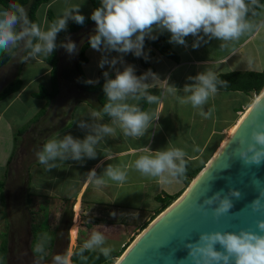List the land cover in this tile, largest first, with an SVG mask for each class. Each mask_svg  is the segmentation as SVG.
<instances>
[{
    "label": "crops",
    "instance_id": "obj_1",
    "mask_svg": "<svg viewBox=\"0 0 264 264\" xmlns=\"http://www.w3.org/2000/svg\"><path fill=\"white\" fill-rule=\"evenodd\" d=\"M72 6H79L80 14L84 15L85 18L91 15L92 4L89 0H48L40 5L36 12L39 27L42 29L44 26L47 30L50 26L49 13L58 19L63 15L65 9ZM23 8L27 9V7ZM1 9L8 10L2 6ZM252 16L257 18L255 25L261 24L264 22V9L261 7L258 14H251L248 19ZM70 22L71 20L68 25ZM95 27L96 25L88 27L80 34H72L67 37L58 35L56 43L59 46L62 42L67 43L69 39L73 42L77 41L78 52L81 43L94 33ZM260 30L261 28H254L252 32L241 36L239 40L227 42L226 47H221L224 42L212 39L208 43H202L198 49H193L191 47L194 42L192 36L186 37L187 46L169 43L171 49L178 56L177 62L163 57L153 49V56L149 60V65L151 71L160 78L155 81H147L150 85L147 91L151 95L157 96L159 102L147 103L144 111L159 113L161 117L157 121L153 120L143 137H125L121 130L116 128L114 134L105 137L97 145L98 155L96 159L85 158L83 162L56 161L58 167L50 171H46L45 166L41 165L36 157L35 162L27 168L28 194L31 198L41 204L70 202L73 204L76 219H78L79 213L83 214V227L80 225L76 227V236L72 234L70 237L69 233V243H72L71 239L74 238L75 244L81 248L87 238V231L85 230L91 228L90 220L98 225V223L102 224L101 220L110 216V213H115L116 216L132 215L135 217V222L126 231H123V239L115 250L118 251L125 246L127 241H130L131 237H137L144 223L165 208V202L159 199H175L186 190V181L189 180L188 172L207 163L224 143L243 113L253 104L257 95L218 90L217 94L211 97L204 106L205 112L210 108L214 109L211 118L208 119L199 114V109H193L191 105L180 104L177 97L186 95L183 88L186 84L192 83L188 80L189 76H196L206 69L213 71L216 75L264 70V58L260 53V46L253 43ZM205 39L207 40V37ZM23 51L22 47H18L15 54L23 56ZM56 51L59 90L53 99L35 98L34 94L38 92L37 90L28 93L26 96L29 99L28 103L19 105V107L17 104L23 102L21 98L32 81L26 84L23 81L24 74H36V78L47 76L50 81L48 80L43 87L50 90L52 88V72L55 69L53 65L45 61L48 56H42L37 60H28L23 62L21 66L19 65L22 72V75H17L22 81L20 91L0 101L1 106H3L0 109V145L12 139L13 136L9 133L14 130L13 128L10 130V119L17 118L16 116L21 113L22 109L30 112V119H33L43 109L46 110L45 115L36 123L41 125V129L46 132L42 140L43 145L50 139H62L69 134L74 138L83 140L91 133L88 128H80L77 124L79 121L90 125L111 123L110 118L103 113L101 118L93 120L89 113L100 111L96 96L82 91L75 82H68L61 77L62 70L74 67L77 56L73 62L65 63L69 62L75 53L69 54L62 47H57ZM15 54L11 59L14 58ZM104 55V52L93 50L91 47L85 51L86 62L82 65V71L86 78L85 68L90 64L93 65L95 79L93 80L94 83L90 84L91 86L97 84L100 72L114 74L117 71L122 72L127 66H133L135 73H139L140 76L148 72L140 65L139 58L131 53L124 55L122 62H118L115 67L105 65L101 68L99 64ZM119 56L120 54L116 52L108 54L109 60ZM41 64H44L45 67L39 72L37 69L41 68ZM252 65H257L258 68H251ZM169 85H174L178 89L175 95L166 94ZM105 101L107 102V98ZM127 102L135 105L137 100L130 99ZM14 107L17 109L11 110V113L8 114L7 111ZM32 126L25 134L28 135L32 132ZM31 137L33 140L34 135ZM17 146L18 141H16ZM194 146H198L201 151H193ZM143 147H150L153 152L173 147L183 149L186 152L185 159L187 160L185 178L181 182H174L171 185L160 184L157 180L145 178L134 169L127 167L144 154L140 152ZM109 156L111 159L106 158ZM110 164L122 169L127 167V180L123 184L106 180L104 186L97 188L86 180V174L92 169L96 170L97 176H103L104 170ZM7 173L8 169L5 176ZM76 245L74 248L72 247L71 254L77 248Z\"/></svg>",
    "mask_w": 264,
    "mask_h": 264
},
{
    "label": "clouds",
    "instance_id": "obj_2",
    "mask_svg": "<svg viewBox=\"0 0 264 264\" xmlns=\"http://www.w3.org/2000/svg\"><path fill=\"white\" fill-rule=\"evenodd\" d=\"M252 4L256 0H251ZM13 10L0 11V52H9L22 47L27 55L22 62L37 60L54 53L57 47L66 49L69 54L77 51L75 42L56 43L61 31H66L68 22L84 25L85 16L80 14L79 6H72L64 10L63 15L52 22L47 30H42L37 24L27 19L23 7L13 5ZM248 0H100V7L96 8L90 19L95 22L94 33L88 38V43L93 50L105 53L99 66L115 67L122 62L123 56L133 54L148 60L145 53V40L155 41L158 35L170 33L169 43L187 46L186 37L192 36L193 49H198L202 43L212 39L222 41L221 47H226L227 42L239 40L253 29L264 28V22L255 25L247 17L249 13ZM207 37V40L205 39ZM119 53L120 56L109 60L108 54ZM105 83L103 92L107 98L101 111L89 113L93 120L107 115L110 124H87L79 121L80 128H88V134L83 140L65 135L62 139H50L44 143L41 150L35 153L38 162L45 166L46 171L58 167L56 161L68 160L83 162L85 158L96 159L97 145L105 138L114 134L119 128L125 137H143L149 125L155 119H160L159 113H150L140 107L129 104L127 101L144 99L148 103H158L159 98L147 92L150 86L147 81L160 78L151 69L141 76L135 74L133 66H127L122 72L117 71L115 78L104 73ZM191 84L183 88L184 96L177 97L182 105H191L199 109L200 115L205 119L211 118L214 109L205 112L204 106L211 97L218 92V87H225L228 81L219 80L217 75L206 69L196 76H189ZM93 84L94 81H86ZM177 88L169 85L166 94L175 95ZM264 94V90H261ZM193 151L200 152L198 146ZM141 153L129 166L145 178L157 180L160 184L171 185L181 182L186 176V152L181 148H167L153 152L150 147L140 149ZM236 155L245 165H260L264 162V126L255 127L249 139L240 141ZM111 159V156L106 157ZM127 167L122 169L108 165L103 176H97L92 169L86 174V180L97 188L111 180L123 184L127 180ZM241 192L236 189L229 190L226 194L217 192L204 199L201 209H214L216 219L226 215L233 208V198L240 199ZM250 207L254 212L264 213V190L259 191L258 198L253 200ZM115 215V213H113ZM260 232L264 233V221L258 225ZM46 239V237H45ZM106 237L99 231H93L80 248V255L85 251H96L108 258L112 249L106 247ZM221 247L218 251L216 246ZM186 261L191 264H264V235L252 231L237 233H201L199 239L187 243ZM36 253H44V241L35 248ZM42 258V256H41ZM54 264H67L60 255L54 257Z\"/></svg>",
    "mask_w": 264,
    "mask_h": 264
},
{
    "label": "water",
    "instance_id": "obj_3",
    "mask_svg": "<svg viewBox=\"0 0 264 264\" xmlns=\"http://www.w3.org/2000/svg\"><path fill=\"white\" fill-rule=\"evenodd\" d=\"M257 126H264L262 93L181 196L135 237L114 264H191L186 261L185 245L198 240L201 233L238 234L244 230L264 235L258 228L264 213L250 207L259 191L264 190V162L247 166L236 155L240 141L250 140ZM231 189L242 196L233 198L234 206L226 215L216 219L213 208H207L205 214L201 209L204 199ZM216 248L222 250L219 245Z\"/></svg>",
    "mask_w": 264,
    "mask_h": 264
},
{
    "label": "rangeland",
    "instance_id": "obj_4",
    "mask_svg": "<svg viewBox=\"0 0 264 264\" xmlns=\"http://www.w3.org/2000/svg\"><path fill=\"white\" fill-rule=\"evenodd\" d=\"M261 7L264 9V3ZM3 10L1 9L0 11ZM24 10L26 12L27 9L24 8ZM256 19V16L249 18L254 24ZM42 30H46L44 26H42ZM59 41L61 42V40ZM253 43L260 46V53L264 58V28H261ZM76 56L77 51L70 61L65 64L73 62ZM22 58L23 56L15 54L14 58L11 59L6 66L2 67V70L0 69V91L8 83L14 80L18 74L22 75L21 68L19 67V65L21 66L23 64ZM44 67V64H41V68H38L37 71L41 72ZM251 68L256 69L258 67L257 65H252ZM85 74L87 78L86 81H93L95 79L93 65L90 64L85 68ZM55 75L57 79V90H59L57 68ZM48 80L50 81L47 76L36 78V74H24L23 81L26 84L30 81L31 83L27 86L26 92L21 98L23 102L17 105L19 106L28 103L29 99L26 97L28 93L39 90V88L44 86ZM51 89L48 91H51ZM252 99H254V96H252ZM2 108L3 106L0 104V109ZM16 109L17 108L14 107L7 111V113L9 114L11 113V110ZM29 115V111L26 112L22 109L21 113L16 116L17 118L10 119V130L13 128L14 131H10L9 134L13 137L10 141H7L6 143L3 142V145H0V182H5L3 192L0 191V247L4 238H6V264H54V257L57 255L62 256L67 261V264H72L70 261L71 249L72 247L74 248L76 244L74 238L71 239L72 243H69V233L70 237L72 234L76 236V227L79 225L83 227V214L79 213L78 219H76L72 203L67 202L58 204L52 202L41 204L39 201L32 199L28 194L29 186L27 168L35 162V153L40 150L41 142L46 133L41 129V125H33L31 133L28 135L24 134L22 137L17 138L18 146L16 147L15 133L30 122L32 118L30 119ZM33 135L35 140H32L31 136ZM10 159L11 162L7 165ZM7 169L8 173L5 176ZM109 215L110 216L101 220V222H103L102 224L98 223V225H95L96 223L90 220L89 224L91 225V228L85 230L87 231L86 240L90 238L93 231H99L106 237L105 246L110 247L112 251H115L118 248L120 241L123 239V231H126L133 225L135 217L132 215L116 216V214L113 215V213H110ZM46 225L47 234H49V237L54 243L52 248L46 251V259L40 261L35 258L31 251V242L33 239L31 228L33 226L43 227ZM133 239L135 238L131 237L130 241H127L125 246ZM79 244H81V242H79ZM76 246L78 247L79 245ZM123 247L115 252H119Z\"/></svg>",
    "mask_w": 264,
    "mask_h": 264
},
{
    "label": "trees",
    "instance_id": "obj_5",
    "mask_svg": "<svg viewBox=\"0 0 264 264\" xmlns=\"http://www.w3.org/2000/svg\"><path fill=\"white\" fill-rule=\"evenodd\" d=\"M47 1L48 0H0V5L8 10H13L12 9L13 5L27 7V19L31 23H35L39 26V22L36 17V12L39 6L46 3ZM89 1L92 4V12H91L92 15L93 11L96 8L100 7V0H89ZM248 3L250 9L248 13V17H249L251 14H258L260 12V7L264 3V0H256L255 4H252L251 0H248ZM91 15L85 19V23L82 26L71 21L70 24L67 26V30L61 31L58 35L61 37H67L72 34H80L81 32H83L84 29L94 26L95 22H93L90 19ZM48 19L50 24L57 20L51 13H49ZM154 34L158 35V39L153 41L146 38L145 40L144 51L148 55L149 59L145 60L143 57H138L140 65L142 66L143 69L147 71L151 69L149 65V60L153 56V49L167 59H170L174 62L178 61L177 54L171 49L169 45L170 33L165 32L163 34H159V33H154ZM89 47L90 45L88 43V39L83 41L78 49L77 58L74 67L62 70L60 75L64 80L68 82H75L82 91L94 94L96 96V100L98 103V109L102 112L103 106L106 103L105 101L106 96L103 92V85L105 83V77H104L105 72H100L98 75L97 84L91 86L88 83H86V78L82 71V65L86 62L85 51ZM17 49L18 48L12 49L9 52H0V68L6 65L11 60ZM26 55L27 53L24 50L23 57ZM56 55H57V51L55 50L52 55H50L45 59L46 62H48L49 64L55 67L54 71L52 72V89L51 91H48L43 86H41L38 92L34 94V97L37 99L50 100L53 99L58 93L57 84H56L57 79L55 75L56 57H57ZM135 74L137 76H140V74L137 72ZM115 75L116 73L109 74V77L114 79ZM217 77L219 80L228 81L227 86L218 87L219 91H238V92H243L245 94L260 95L262 92L261 90L264 89V70L260 72H245V73L232 72L228 74H220L217 75ZM21 87H22V81L17 76L14 80L8 83L0 91V101L4 100L5 98H7L12 94L19 92ZM147 92L150 94L149 91ZM147 103L148 102L146 100L141 99L137 101L135 105L140 107L141 110L144 111L146 109ZM45 113L46 110L43 109L26 126L19 129L15 133V140L17 141L18 137L24 135L32 125L38 123L40 119L45 115ZM33 140H35V138ZM42 145L43 143L41 142V146ZM10 162L11 159L8 161L7 165H9ZM203 167L204 166L202 165L201 167L195 170H190L188 172L189 180L186 181L187 187ZM4 186H5V182L4 181L0 182V191L3 192ZM180 196L181 194L175 199L174 198L159 199L160 201L165 202V208L162 211H164L167 207H169ZM162 211L156 213L155 216H153L148 222L144 223L140 228V232H142ZM31 230L33 233V239L31 242V251L36 259L43 261L46 259V251L52 248L54 242L49 237V234H47V225L43 227L33 226ZM42 240L44 241V253L43 254L36 253L35 248L38 244L42 242ZM132 241L129 244H127L125 247H123L119 252L111 251L110 256L108 258L104 257L102 254L96 251H85L83 255H80L79 254L80 247H77L76 249L73 250L70 256V261L72 264H114V261L123 254V252L132 243ZM6 261H7V241L6 238H4L0 247V264H6Z\"/></svg>",
    "mask_w": 264,
    "mask_h": 264
},
{
    "label": "bare ground",
    "instance_id": "obj_6",
    "mask_svg": "<svg viewBox=\"0 0 264 264\" xmlns=\"http://www.w3.org/2000/svg\"><path fill=\"white\" fill-rule=\"evenodd\" d=\"M263 90H264V89H263ZM261 93H262V92H261ZM258 97H259V95H257L256 99H258ZM256 99H255L254 101H256ZM248 109H249V108H248ZM248 109H247V110H248ZM245 113H246V112H244L243 115H244ZM243 115L241 116V118L243 117ZM241 118H240V119H241ZM239 121H240V120H239ZM235 127H236V126H235ZM235 127H234V128H235ZM234 128L231 130L230 134L233 132ZM230 134H229V135H230Z\"/></svg>",
    "mask_w": 264,
    "mask_h": 264
}]
</instances>
